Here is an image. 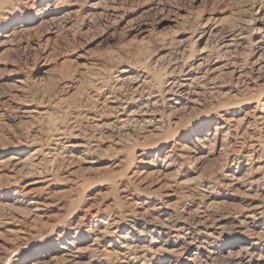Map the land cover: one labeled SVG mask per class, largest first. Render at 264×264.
Here are the masks:
<instances>
[{"label":"rangeland","instance_id":"1","mask_svg":"<svg viewBox=\"0 0 264 264\" xmlns=\"http://www.w3.org/2000/svg\"><path fill=\"white\" fill-rule=\"evenodd\" d=\"M260 116L264 0H0V264H264Z\"/></svg>","mask_w":264,"mask_h":264},{"label":"bare ground","instance_id":"2","mask_svg":"<svg viewBox=\"0 0 264 264\" xmlns=\"http://www.w3.org/2000/svg\"><path fill=\"white\" fill-rule=\"evenodd\" d=\"M226 45V44H225ZM191 85V84H190ZM254 112V111H253ZM261 117V119H262V117L263 116H260ZM264 118V117H263ZM233 120V119H232ZM263 120V119H262ZM261 122V121H260ZM187 148V147H186ZM190 148V147H189ZM185 156V155H184ZM184 182V181H183ZM186 197V196H185ZM180 198V197H179ZM213 202V201H212ZM133 213V212H132ZM190 216V215H189ZM155 217V216H154ZM166 219V218H165ZM167 220V219H166ZM163 223V222H162ZM175 223V222H174ZM165 226V225H164ZM193 226V225H192ZM165 228V227H164ZM197 230V229H196ZM176 236V235H175ZM185 241V240H184ZM198 247V246H197ZM138 250V249H137Z\"/></svg>","mask_w":264,"mask_h":264}]
</instances>
